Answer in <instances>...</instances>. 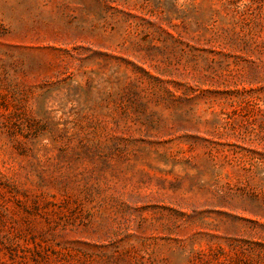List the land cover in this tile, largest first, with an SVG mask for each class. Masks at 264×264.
Wrapping results in <instances>:
<instances>
[{
	"label": "rangeland",
	"instance_id": "1",
	"mask_svg": "<svg viewBox=\"0 0 264 264\" xmlns=\"http://www.w3.org/2000/svg\"><path fill=\"white\" fill-rule=\"evenodd\" d=\"M0 264H264V0H0Z\"/></svg>",
	"mask_w": 264,
	"mask_h": 264
}]
</instances>
